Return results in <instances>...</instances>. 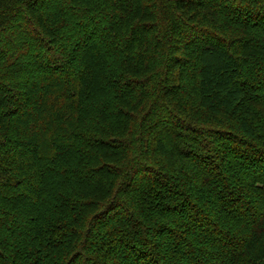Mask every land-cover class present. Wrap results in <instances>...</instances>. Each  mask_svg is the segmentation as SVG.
Here are the masks:
<instances>
[{
	"label": "trees",
	"instance_id": "trees-1",
	"mask_svg": "<svg viewBox=\"0 0 264 264\" xmlns=\"http://www.w3.org/2000/svg\"><path fill=\"white\" fill-rule=\"evenodd\" d=\"M0 264H264V0H0Z\"/></svg>",
	"mask_w": 264,
	"mask_h": 264
}]
</instances>
